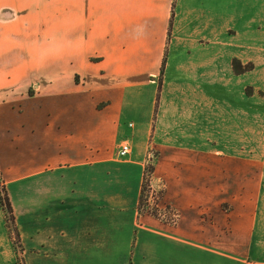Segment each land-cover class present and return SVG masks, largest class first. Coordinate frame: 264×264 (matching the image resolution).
<instances>
[{
	"label": "crops",
	"instance_id": "0c3cea01",
	"mask_svg": "<svg viewBox=\"0 0 264 264\" xmlns=\"http://www.w3.org/2000/svg\"><path fill=\"white\" fill-rule=\"evenodd\" d=\"M0 173L25 264H264V0H0Z\"/></svg>",
	"mask_w": 264,
	"mask_h": 264
},
{
	"label": "trees",
	"instance_id": "16d2710c",
	"mask_svg": "<svg viewBox=\"0 0 264 264\" xmlns=\"http://www.w3.org/2000/svg\"><path fill=\"white\" fill-rule=\"evenodd\" d=\"M233 66H234V69L236 70V72H238V73L244 71V69L249 70L252 68L251 65L249 67H243L241 65V63L237 60L234 61ZM155 167H156V163H152V162H149L146 166L145 178H144L141 196H140L139 209H140L141 213H147L153 217L160 218L166 222L174 224L177 221L176 211L173 210V208H171L170 206H167L165 208V211H162L158 207V203L165 196V190L162 191L156 206L154 208L149 207L147 195L150 192V189L152 187L151 181H152L153 176H154ZM0 176H1V173H0ZM0 206L2 207V209L7 214L6 220H7L8 227L10 225L12 227H14L15 226V219H14V215H13V210H12V206H11L9 196H8L7 191L4 187H3V189H0ZM163 213H165L166 215L164 216Z\"/></svg>",
	"mask_w": 264,
	"mask_h": 264
},
{
	"label": "rangeland",
	"instance_id": "374dc122",
	"mask_svg": "<svg viewBox=\"0 0 264 264\" xmlns=\"http://www.w3.org/2000/svg\"><path fill=\"white\" fill-rule=\"evenodd\" d=\"M163 70H164V67L161 69V71L163 72ZM50 99H54V98L50 97ZM12 106H17L19 109L22 108V107H26L27 109H33V108L43 109L44 106L50 107V108H55L56 101H55V104H54V103H50L49 99L45 100L44 98H42V106H40L39 101H27L26 105H24V101L23 100H11V101H9V104H8L7 107H12ZM125 141H128V140H125ZM120 143L118 144V146L120 145ZM117 151H118V147H117ZM151 155H152V157H150L148 163L149 162L157 163V159H158V156H159L158 153H156V151L152 150V153L150 154V156ZM144 178H145V176H144ZM151 184H152V187L150 189V192L147 195V198H148L149 207L154 208L156 206L159 198H160V195H161L162 191L165 190V185H164L163 182L156 181L154 179V176H153V179L151 181ZM3 187L6 189L7 194H9L8 190H7V187H6V184H5V181L0 176V189H3ZM9 199H10L11 206H12V201H11L10 196H9ZM12 210H13V206H12ZM163 211H165V210H163ZM4 213H5V218H6L7 214H6L5 211H4ZM13 213H14V211H13ZM163 215L165 216L166 214L163 213ZM260 217H261V215H260ZM9 233H10V237L13 239V242H14V244L16 246V249H19L18 251H20L19 256H18V260H17V264H25V260L22 258V255H20L21 254L20 239H19V233L17 232L16 223H15L14 227H12L11 225L9 226Z\"/></svg>",
	"mask_w": 264,
	"mask_h": 264
},
{
	"label": "built area",
	"instance_id": "2783aa9c",
	"mask_svg": "<svg viewBox=\"0 0 264 264\" xmlns=\"http://www.w3.org/2000/svg\"><path fill=\"white\" fill-rule=\"evenodd\" d=\"M131 151H132V146H131L130 142L123 141L118 146L117 154L119 157H126L131 153Z\"/></svg>",
	"mask_w": 264,
	"mask_h": 264
}]
</instances>
